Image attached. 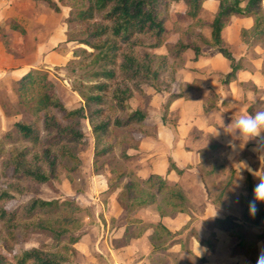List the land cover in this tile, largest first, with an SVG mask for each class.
I'll return each instance as SVG.
<instances>
[{
  "label": "crops",
  "instance_id": "crops-1",
  "mask_svg": "<svg viewBox=\"0 0 264 264\" xmlns=\"http://www.w3.org/2000/svg\"><path fill=\"white\" fill-rule=\"evenodd\" d=\"M53 1L59 10L49 0H0V82L13 78L18 82L31 67H37L27 56H15L11 45L21 51L32 42V49L41 51L45 45L53 48L60 42L69 12L60 13L65 0ZM198 45L199 56L189 48L179 58L172 57L166 45L155 48L163 58L157 82L165 80V86L149 88L160 93L165 108L155 109V118L148 115L139 124L146 127L144 132L141 129L137 143L122 155L127 158L118 161L123 165L121 181L110 186L112 169H104V185L99 190L104 199L93 204L84 219L85 229L74 245L75 264H254L244 252L235 251L238 239L217 228L216 219L232 216L240 221L245 176L249 174L256 184L254 172L264 170V143L257 138L243 143L224 128L232 117L264 110V49L248 43L231 49L226 44L242 63L226 83L230 60L210 45ZM253 49L263 54H253ZM172 162L183 172L169 171ZM151 174L178 184L187 198V212H167L164 207L166 213L161 215L159 201L136 204L145 186L131 192L126 185ZM249 230L247 239L257 257L264 238H255L258 227ZM197 236L210 239L213 250Z\"/></svg>",
  "mask_w": 264,
  "mask_h": 264
},
{
  "label": "trees",
  "instance_id": "trees-1",
  "mask_svg": "<svg viewBox=\"0 0 264 264\" xmlns=\"http://www.w3.org/2000/svg\"><path fill=\"white\" fill-rule=\"evenodd\" d=\"M56 10L57 3L49 0ZM206 0H75L71 5L69 23H83L93 19L96 15L107 22L100 24L91 32L90 38H84L81 43L98 50L97 59L101 61L100 70L95 76H100L107 81H112L121 74L126 80L133 81V85L114 87L110 97L105 94L111 89L109 82H99L90 87V92L84 94V104L75 109H68L60 99L54 81L46 70L33 69L25 74L18 82L17 88L21 101L29 105L34 115L42 112L45 114L43 128L30 121H16L14 128L0 138V157L6 160L0 164V179H6L5 188L0 190V221L8 225V228L19 229L18 234L27 236L26 228H21L18 218L32 222L33 231L43 233L52 240L55 249L46 250L41 247H32L10 256L0 253V264H75L76 250L74 245L81 236L76 235L66 225H57L53 221L47 222L35 218L45 214H59L64 210H71L74 203L71 201H59L58 199H46L39 195L36 187L28 185L48 184L55 189L54 177L58 161L54 156L55 150H60L63 156L76 157L71 145L83 142L85 134L82 130L83 119H88L94 134L96 149L99 150L101 142L113 131H127L131 124H143L147 114L141 109H130V99L134 90H139L141 85L155 86V82L161 72L163 61L155 64L154 57L149 52L139 55L129 52L122 53V62L117 63L120 45L117 39L123 42L131 41L130 46L135 45V37L143 36L149 39L144 43L150 48H159L166 45L170 55L179 58L187 49H193L197 56L201 54V47L192 42L178 40L174 43L167 42L169 30L166 25L167 16L164 8L171 2H183L188 6L186 14L193 20L198 19L203 4ZM234 16L252 17L254 20L248 35L252 42L264 40V8L263 0H219V8L209 27L211 30L210 40L199 36L204 42L220 51L231 62V71L226 74L225 82L235 77L236 71L242 67L241 61L236 60L232 52L224 44L223 30ZM105 37V38H104ZM94 39H103L100 43L93 42ZM143 43V42H141ZM163 59V58H162ZM160 59V60H162ZM116 66V67H114ZM108 101L114 103L118 110L126 112L120 118L107 120L103 118L104 108ZM55 109L64 113L69 120L66 125H61L50 116L48 111ZM134 133V132H133ZM16 145L11 149L6 147ZM111 151V146L102 151ZM41 151V155L40 152ZM41 156V157H40ZM75 169V168H73ZM182 173L183 170L176 167L172 162L170 169ZM117 182L121 181V177ZM27 182V183H26ZM140 185L145 186L137 205H146L160 202V214L167 212H187V198L178 184L170 183L166 178L151 174L146 180L129 182L126 187L133 192ZM255 186L252 177L245 176L240 205L242 216L240 221L232 216L216 219L217 228L229 232L238 239L235 251H242L251 257L255 264L256 256L252 250V242L247 239L248 228L258 227L259 232L255 238H264V202H257V212L254 216L248 212V202L252 199V189ZM133 189V190H132ZM21 194L30 196L24 203L12 208L6 203L18 200ZM165 207V208H164ZM33 220V221H32ZM56 222V221H55ZM161 226V224H156ZM26 226V225H25ZM166 229V228H165ZM167 232H169L167 230ZM170 233V232H169ZM198 240L213 250L210 239L197 236ZM66 253H70L67 255ZM198 261L206 262V258Z\"/></svg>",
  "mask_w": 264,
  "mask_h": 264
},
{
  "label": "rangeland",
  "instance_id": "rangeland-1",
  "mask_svg": "<svg viewBox=\"0 0 264 264\" xmlns=\"http://www.w3.org/2000/svg\"><path fill=\"white\" fill-rule=\"evenodd\" d=\"M74 1L75 0H65L62 4L60 13H63V16L68 14ZM218 8L219 0H206L198 19L193 20L186 14L188 6L185 3L171 2L164 8V14L167 16L166 25L169 30L168 39L170 41L180 39L195 44H202L204 42L199 36H203L205 39L210 40L211 30L208 25L212 22ZM252 22V18L246 16L232 17L226 27L225 45L227 44L231 49H234L237 47L236 45L239 46L244 43L250 45L259 44L262 45L264 49V40L252 42L248 35L242 33L246 31L249 34V28ZM100 24H107V22L99 15L83 23H68L67 29L62 35L60 42L53 48H47L45 45L43 50L36 51L32 49L34 43L32 44L31 42L28 50L21 48V51L23 50L25 52L17 50L18 46L16 44L11 45L10 50L15 53V56L20 54L27 56L30 63H35L37 65V67H31L32 69L48 71L51 79L55 83L60 99L68 109H75L84 104V94L90 92V87L96 83L109 82L111 84V89L105 94L107 97H110L111 90L114 87L133 85V81L126 80L121 74L112 81H107L100 76H95L96 72L101 68L100 64H102L101 61L97 59L98 50L93 49L87 44L81 43V40L90 38L91 32ZM102 40L103 39H94L93 42L100 43ZM134 40L135 45L130 46L131 41L123 42L122 39H117L118 45L121 46L116 59L117 63L122 62V53L129 52L139 55L146 51L154 57L155 64L157 65L162 55L156 54V49L144 45V43H148L149 39L143 36H136ZM252 52L253 54H261V51L256 52L254 49ZM11 68L6 78H12V70H14V68ZM155 83V87L160 90L165 86V80ZM149 86L151 85L144 84L141 85L139 90H134L133 96L129 102V111L141 109L147 116L149 115L155 118V114L157 113L155 109H163L165 106L163 101H161L160 93L158 91L151 92ZM107 102L108 103L103 106V118L114 120L126 114V112L118 110L114 103L108 101V99ZM164 110L163 112H165ZM48 114L55 117L56 121L61 125L69 123V120L64 117V113L55 109L49 110ZM44 116L45 114L43 112L38 116L34 115L29 109V105L21 101L17 88V81L14 80V78L13 81L7 83H4V81L0 82V138L4 133L14 128V123L16 121L35 122L40 128H43ZM143 128L146 127H142L135 123L128 126L127 131L111 132L109 136L101 142L99 147L100 151H98V149H96L95 138L89 120L83 119L82 130L85 134V138L83 142L71 145L76 157L70 158L68 156H63L60 150H55L53 153L58 161L56 175L54 177L55 189L48 184H33L28 182V185L37 188L39 195L43 198L71 201L75 205L71 210H64L59 214L50 213L41 215L34 220L53 221L54 224L66 225L71 230H76L80 227L79 230L75 231V234L79 235L85 229L84 219L91 213L93 204L96 206L99 201L104 199L99 191L101 185H104L105 179L102 177L104 169H106V167L112 169V177H110L112 179H110L108 183H110V186H114L123 173V165L118 163L120 160L119 158L121 157V160L127 158H123L122 155H127L126 151L129 145L137 143L136 140H139V133ZM136 135L139 138L136 137ZM16 145L20 146V144H11L6 147V150ZM108 146H111V151L101 152L103 148ZM39 153L41 155V151ZM5 160L6 158L0 157V164ZM5 182L6 179H0V190L6 187ZM28 198H30V196L21 194L18 200L9 203L5 202V204L7 207L12 208L26 202ZM17 222L21 224V228H26L25 230H28L29 234L26 237L19 235V229L8 228V225L0 221V253L13 256L32 247H41L46 250L55 249L52 245V240L48 238V236L43 233L31 232L33 231L31 221H27L20 217ZM248 232L250 234L251 231L249 230ZM66 254L69 255L70 253Z\"/></svg>",
  "mask_w": 264,
  "mask_h": 264
},
{
  "label": "clouds",
  "instance_id": "clouds-1",
  "mask_svg": "<svg viewBox=\"0 0 264 264\" xmlns=\"http://www.w3.org/2000/svg\"><path fill=\"white\" fill-rule=\"evenodd\" d=\"M224 128L243 143L252 138H257L258 143H264V110L232 117L231 122ZM228 143L234 147L232 141H228ZM254 175L258 178V182L253 187L252 199L248 202V212L252 216L257 212V202H264V170L256 171ZM255 264H264V246L260 248Z\"/></svg>",
  "mask_w": 264,
  "mask_h": 264
}]
</instances>
